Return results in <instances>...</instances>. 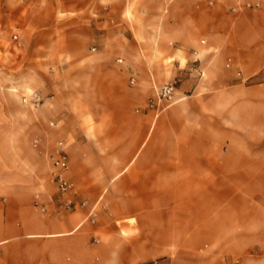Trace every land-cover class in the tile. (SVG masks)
<instances>
[{"label": "crops", "instance_id": "0c3cea01", "mask_svg": "<svg viewBox=\"0 0 264 264\" xmlns=\"http://www.w3.org/2000/svg\"><path fill=\"white\" fill-rule=\"evenodd\" d=\"M31 4L0 0V264H264V0Z\"/></svg>", "mask_w": 264, "mask_h": 264}, {"label": "built area", "instance_id": "2783aa9c", "mask_svg": "<svg viewBox=\"0 0 264 264\" xmlns=\"http://www.w3.org/2000/svg\"><path fill=\"white\" fill-rule=\"evenodd\" d=\"M32 2L35 0H22ZM14 39L17 40V36H14ZM122 62V60H120ZM134 81V80H132ZM179 79L171 80L162 86L156 94L151 97L148 101V108L150 110H155L160 113L163 109L168 108L176 102V93L178 91ZM23 102L29 104L32 108H40L44 101L39 93H33L29 97H24ZM52 127H56L57 124L51 123ZM41 145V140L36 139L34 141L35 148H39ZM49 160L51 163V182L55 186V189L58 194L64 195L69 193L72 190V184L65 178V173L69 170V154L67 152V147L64 141H58L54 146L52 152L49 155ZM87 203L84 202L83 206H86ZM75 206L66 201H57V209L59 211H72ZM106 204H101L100 206H95L90 210L88 220L95 224L99 216L100 209L106 210ZM46 207H43L45 211ZM98 241L95 240V243Z\"/></svg>", "mask_w": 264, "mask_h": 264}, {"label": "rangeland", "instance_id": "374dc122", "mask_svg": "<svg viewBox=\"0 0 264 264\" xmlns=\"http://www.w3.org/2000/svg\"><path fill=\"white\" fill-rule=\"evenodd\" d=\"M17 1L20 2V3L26 4V5H32L31 4L32 2L22 1V0H17ZM0 56H1V53H0Z\"/></svg>", "mask_w": 264, "mask_h": 264}]
</instances>
